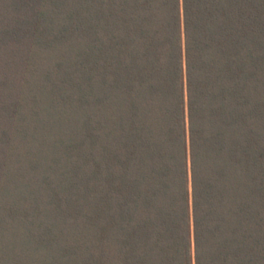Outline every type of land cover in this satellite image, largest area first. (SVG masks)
<instances>
[{
	"label": "trees",
	"instance_id": "16d2710c",
	"mask_svg": "<svg viewBox=\"0 0 264 264\" xmlns=\"http://www.w3.org/2000/svg\"><path fill=\"white\" fill-rule=\"evenodd\" d=\"M0 264H264V0H0Z\"/></svg>",
	"mask_w": 264,
	"mask_h": 264
}]
</instances>
